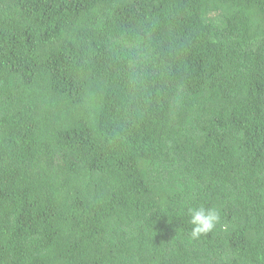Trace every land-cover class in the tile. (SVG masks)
Here are the masks:
<instances>
[{
    "label": "trees",
    "instance_id": "obj_1",
    "mask_svg": "<svg viewBox=\"0 0 264 264\" xmlns=\"http://www.w3.org/2000/svg\"><path fill=\"white\" fill-rule=\"evenodd\" d=\"M0 264H264V0H0Z\"/></svg>",
    "mask_w": 264,
    "mask_h": 264
},
{
    "label": "clouds",
    "instance_id": "obj_2",
    "mask_svg": "<svg viewBox=\"0 0 264 264\" xmlns=\"http://www.w3.org/2000/svg\"><path fill=\"white\" fill-rule=\"evenodd\" d=\"M187 215L191 225L190 237L193 240L211 233L221 219L218 209L204 206L189 207Z\"/></svg>",
    "mask_w": 264,
    "mask_h": 264
}]
</instances>
